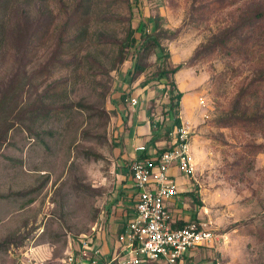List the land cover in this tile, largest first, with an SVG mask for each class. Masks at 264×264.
Listing matches in <instances>:
<instances>
[{
    "label": "rangeland",
    "instance_id": "rangeland-1",
    "mask_svg": "<svg viewBox=\"0 0 264 264\" xmlns=\"http://www.w3.org/2000/svg\"><path fill=\"white\" fill-rule=\"evenodd\" d=\"M177 90L194 173L172 217L211 227L198 262L264 264V0H0V264L110 233L129 119L167 146Z\"/></svg>",
    "mask_w": 264,
    "mask_h": 264
},
{
    "label": "built area",
    "instance_id": "built-area-1",
    "mask_svg": "<svg viewBox=\"0 0 264 264\" xmlns=\"http://www.w3.org/2000/svg\"><path fill=\"white\" fill-rule=\"evenodd\" d=\"M136 103V99L131 100ZM171 147L157 152L136 146L144 156L133 158L128 170L136 191L135 215L118 237L121 245L104 257L93 241L69 246L57 261L30 260L25 264H183L186 252L209 245L214 234L204 221L173 227L168 202L178 193L173 170L193 176L189 130L181 123L168 131ZM215 264H219L216 262Z\"/></svg>",
    "mask_w": 264,
    "mask_h": 264
},
{
    "label": "crops",
    "instance_id": "crops-1",
    "mask_svg": "<svg viewBox=\"0 0 264 264\" xmlns=\"http://www.w3.org/2000/svg\"><path fill=\"white\" fill-rule=\"evenodd\" d=\"M148 118L147 111L142 109V111H139L136 118L131 117L129 119L128 131L124 140V148H126L125 151H127V153L124 154L130 159V161L143 154V152L135 149L138 145L143 144L148 150L151 148L156 149V147L161 148L156 145L158 141H155L154 144L149 141L154 127L152 125V121ZM133 121H138L139 123L133 124ZM121 170L124 171L123 168ZM173 174L177 183L178 192L183 191L185 185L189 183L190 178L182 176L183 174L177 172L176 170H173ZM121 175L120 179L126 178V180L123 183L120 182L121 188L119 189L120 194L118 199V204L120 206L117 208V216L110 218V221L112 220V224L110 225L111 231L110 233H107V231H101L98 233L97 238L93 239V242L97 246L100 244L98 247L104 257H109L112 252L121 245L117 236L118 234L120 236V234L124 232L128 221L135 215L134 204L136 200V191L132 185L130 173L129 175ZM175 205H177V201L174 200V198L168 202L169 215L173 223L176 219L175 217H172L174 213H171L170 211L174 210L172 207ZM183 219H186L185 216ZM197 250L198 248L186 252L182 259L183 264H204L198 262V259L196 258Z\"/></svg>",
    "mask_w": 264,
    "mask_h": 264
},
{
    "label": "trees",
    "instance_id": "trees-1",
    "mask_svg": "<svg viewBox=\"0 0 264 264\" xmlns=\"http://www.w3.org/2000/svg\"><path fill=\"white\" fill-rule=\"evenodd\" d=\"M257 17H260L261 16V13L257 14L256 15ZM156 28V24H155V21L154 20H148V27H142L141 31H140V37L142 38V42L141 44H143L144 42H147V43H153L152 45L157 47L159 50H158V54H157V58L161 59L163 58L166 54L163 52V48L162 46L160 45L158 39L156 38V36L153 33V31L155 30ZM134 31L132 28H128V31H127V35H126V43H128L129 46L133 45L134 42H135V37H134ZM181 67V64H177L176 66H174L172 69L170 70H167L165 68H162L160 69V71L158 72L159 74V77H164V76H167L168 73H175L177 70H179ZM182 95V92L177 90L175 95H170L169 96V102H168V106H167V110L172 113L174 119V126H177L179 125V119H178V114H177V105H178V101L180 99ZM175 99V102L173 103V100ZM153 125V129H152V135L149 139L150 143L154 144L155 141L157 140V138L159 137V127H156L157 126V123H152ZM168 131H165L166 132V135L168 134ZM171 147V143H170V139L169 141L167 142V146L165 147H161V148H157L156 147V150L157 152H160V151H163L167 148ZM144 156V153L141 154L140 156L138 157H142ZM187 194H189L193 201L197 204H200V201H198L197 197L194 195V192L192 191H189L187 192ZM185 224L184 222H176L174 221V223H172V226L173 227H176V226H181Z\"/></svg>",
    "mask_w": 264,
    "mask_h": 264
},
{
    "label": "bare ground",
    "instance_id": "bare-ground-1",
    "mask_svg": "<svg viewBox=\"0 0 264 264\" xmlns=\"http://www.w3.org/2000/svg\"><path fill=\"white\" fill-rule=\"evenodd\" d=\"M183 112V111H182ZM187 117V116H186ZM187 120H188V118H187Z\"/></svg>",
    "mask_w": 264,
    "mask_h": 264
}]
</instances>
